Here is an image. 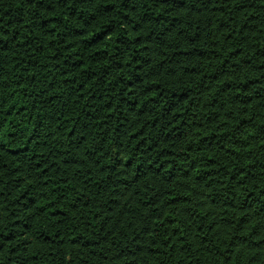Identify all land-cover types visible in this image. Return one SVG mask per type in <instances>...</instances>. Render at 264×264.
I'll list each match as a JSON object with an SVG mask.
<instances>
[{"label": "trees", "instance_id": "obj_1", "mask_svg": "<svg viewBox=\"0 0 264 264\" xmlns=\"http://www.w3.org/2000/svg\"><path fill=\"white\" fill-rule=\"evenodd\" d=\"M0 264H264V0H0Z\"/></svg>", "mask_w": 264, "mask_h": 264}]
</instances>
